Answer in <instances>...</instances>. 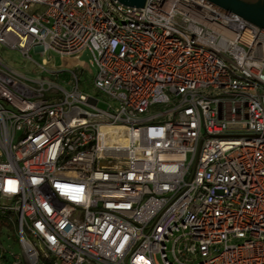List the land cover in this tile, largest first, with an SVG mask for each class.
<instances>
[{"label":"built area","instance_id":"1","mask_svg":"<svg viewBox=\"0 0 264 264\" xmlns=\"http://www.w3.org/2000/svg\"><path fill=\"white\" fill-rule=\"evenodd\" d=\"M0 47L97 71L88 93L0 56L27 264H264V29L207 0H0Z\"/></svg>","mask_w":264,"mask_h":264},{"label":"rangeland","instance_id":"2","mask_svg":"<svg viewBox=\"0 0 264 264\" xmlns=\"http://www.w3.org/2000/svg\"><path fill=\"white\" fill-rule=\"evenodd\" d=\"M0 56L4 60V62L12 67L13 69H16L22 74H25L27 77H30L32 79H41L43 80L44 77L50 79V81L57 83L64 89H70L73 86L72 77L71 74V65L63 60V58L58 57L56 55L54 56V59L51 62L46 61V58L43 57L40 54H36L33 52L34 61H27L23 56L18 53L17 51L9 50L6 48L0 47ZM75 58V57H72ZM78 58V57H76ZM71 58H69L68 61H70ZM79 60L84 67V74H82V71L74 70L75 73L78 75V77L81 79V86L80 89L82 91L93 93V77L97 73L96 68H92L89 65L90 62V55L87 53H84L83 56L79 57ZM39 65H42L44 67H54L56 66L59 70H65L66 72H63L59 77H57L55 74L52 73H45L41 77L38 76L37 69L39 68ZM36 70V72H35ZM103 107V105H101ZM3 215L8 214L6 211H0ZM11 237V238H10ZM1 238V245L6 250H9V256H13L12 254L15 253L17 256L22 259L24 264H27V260L25 257V253L21 247L20 242H16L15 239H19L17 237L16 232L10 231L8 229H4Z\"/></svg>","mask_w":264,"mask_h":264},{"label":"water","instance_id":"3","mask_svg":"<svg viewBox=\"0 0 264 264\" xmlns=\"http://www.w3.org/2000/svg\"><path fill=\"white\" fill-rule=\"evenodd\" d=\"M127 7L144 8L147 0H116ZM264 29V0H207Z\"/></svg>","mask_w":264,"mask_h":264},{"label":"trees","instance_id":"4","mask_svg":"<svg viewBox=\"0 0 264 264\" xmlns=\"http://www.w3.org/2000/svg\"><path fill=\"white\" fill-rule=\"evenodd\" d=\"M0 211H6L3 210L0 207ZM8 214L3 215L0 212V236L3 233L4 229H8L10 231L16 232L17 234V217L14 213H11L9 211ZM18 237V234H17ZM11 238V237H10ZM16 242H19V239H15ZM13 256H9V250H6L1 245V238H0V264H12V259L17 256V254L13 253Z\"/></svg>","mask_w":264,"mask_h":264},{"label":"crops","instance_id":"5","mask_svg":"<svg viewBox=\"0 0 264 264\" xmlns=\"http://www.w3.org/2000/svg\"><path fill=\"white\" fill-rule=\"evenodd\" d=\"M70 58H71L70 61H68L69 58H64L63 60L71 65V67L73 68V69H71L72 72H76V71H74L75 69L78 71H82L84 67L82 66L79 58H76V57L75 58L70 57ZM54 67L56 68V71L59 70L56 66H54ZM61 71H62L61 74L63 72H66L65 70H61Z\"/></svg>","mask_w":264,"mask_h":264}]
</instances>
